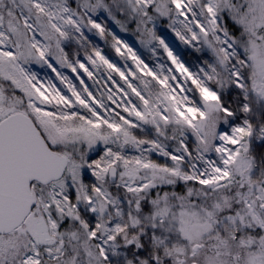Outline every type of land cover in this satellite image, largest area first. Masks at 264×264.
Segmentation results:
<instances>
[{
	"label": "snow or ice",
	"instance_id": "6c2138e0",
	"mask_svg": "<svg viewBox=\"0 0 264 264\" xmlns=\"http://www.w3.org/2000/svg\"><path fill=\"white\" fill-rule=\"evenodd\" d=\"M0 264H264V0H0Z\"/></svg>",
	"mask_w": 264,
	"mask_h": 264
}]
</instances>
